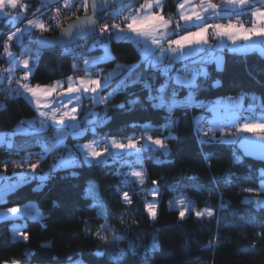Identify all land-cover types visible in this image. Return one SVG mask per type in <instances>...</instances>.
Returning <instances> with one entry per match:
<instances>
[{"label": "trees", "instance_id": "1", "mask_svg": "<svg viewBox=\"0 0 264 264\" xmlns=\"http://www.w3.org/2000/svg\"><path fill=\"white\" fill-rule=\"evenodd\" d=\"M22 1L29 3L30 10H36L40 4L39 0ZM88 1L87 7L80 9V14L87 12ZM177 2L166 0L164 12L167 16L170 17L175 11ZM46 5L42 3L41 8ZM11 28L7 18L0 20V51ZM23 43L27 47L28 44ZM109 43L113 57L99 64V69L106 72L127 65L134 69L131 74L134 79L139 71L137 66L143 68L146 61L137 46L128 39L111 40ZM98 45H93L89 54L100 52L102 48ZM72 63L71 51L66 52L65 47L40 50V62L33 68L34 78L30 81L34 85H49L67 78L74 74ZM180 65L181 62H176V68L181 69V73L190 70ZM208 70L210 77L201 78V90L195 94L196 103L206 107H181L174 110V117L178 120L175 129L178 139L165 140L172 149L166 163H156L157 153L147 151L140 163L135 154L123 155L128 165L117 163L110 168L77 170L79 175L76 177L71 176L68 169H58L54 178L43 187H38L39 181L31 180L1 198L0 207L35 201L44 217L41 220H27L24 231L29 234V239L26 242L13 239L12 225L15 219L0 220V264L4 260H23L29 254L31 264H69V257L72 260L81 258L87 264H113L112 256L119 255L121 250L124 255L120 264H264V239L258 238V233L264 232V227H259L264 224V207L254 203L255 199H264V192L258 191L261 185L259 170L264 164L244 157L236 146L237 142L213 141L201 145L194 123L195 115L200 114L198 123L209 125L212 115L209 109L218 97L242 96L241 114L264 113V55L256 51L243 54L225 51L224 70L215 71L214 64H209ZM217 79L222 82V86L214 88L212 84ZM123 80L122 75L116 74L103 87L102 95L109 98V104L125 102L132 93L143 99L145 92L142 83L129 88L127 92L118 91ZM146 80L153 82L154 87H159L166 78L159 71L145 72L141 81ZM182 92L183 95L179 97L181 100L188 94L186 88ZM0 98L4 101L0 107V131H8L6 142L0 145V170L5 171L10 178L15 177L16 170L20 168L18 164L25 160L39 163L37 175H43L57 156L64 152V144H81L94 136L90 132L79 138L68 135L66 142L61 141L59 145L48 143L54 141V132L58 129L54 124H49L40 132L11 136L10 132L18 123L37 116L38 112L34 103L24 94H10L0 86ZM91 102L85 100L79 116L83 122L79 125L81 128L86 127V120H91L87 118H92L93 109L101 114L105 110L103 104L93 106ZM89 108L91 110L87 112ZM155 111L141 105H137L132 112L111 109L109 114L113 117L112 121L104 128H98L96 136L108 132L112 137L121 139L141 134L159 137L161 133L155 129L163 126L165 116L154 115ZM216 135L219 137L221 132L216 131ZM163 136L167 137L168 133L164 132ZM133 168L144 171L146 179L143 187L122 186L124 173L133 172ZM117 172L120 174L116 175ZM154 180L160 181L162 190L156 222L150 220L144 211ZM89 183L93 186L94 195L104 206L103 210L110 213L106 231L100 229L105 220L97 216L101 209L92 207L97 201L92 197H83ZM248 188L255 191L244 190ZM123 191L129 192L132 205L119 202ZM183 195L192 197L198 207L215 208L216 216L202 220L189 212L183 220L179 219L178 211L168 204L171 198ZM222 203L227 207L221 209L219 206ZM85 227L92 232L100 230L102 235L108 237L107 243L86 233ZM113 233L125 238L113 241ZM154 235L160 242L157 252L151 251ZM217 238L222 239L218 247H205ZM251 244H255V248L249 247ZM97 245H100L101 250L107 248L111 255L93 256ZM130 245L136 246L135 252Z\"/></svg>", "mask_w": 264, "mask_h": 264}, {"label": "snow or ice", "instance_id": "2", "mask_svg": "<svg viewBox=\"0 0 264 264\" xmlns=\"http://www.w3.org/2000/svg\"><path fill=\"white\" fill-rule=\"evenodd\" d=\"M103 6L111 5L114 0H99ZM189 0L178 4L179 20L166 19L163 14V5L161 0H155V4L149 0L146 4H139L138 8L141 10L139 16L136 15V10L125 7V11L128 15L122 16V23L126 25V30L121 27L120 23L117 24H104L99 28L95 27V21H89L85 19L83 21L77 20L76 23L69 26V29L65 31L64 36L67 37V42L71 43L74 38L79 34L83 38V33L88 25H91L92 30L96 33L95 43L105 48L107 51V45L104 43L105 40H122L128 39L129 34H134L136 37H143L145 41L151 40V44L156 46L158 55L151 54L150 59H146L144 67L139 69L136 77L131 78V74L134 69L130 66L125 65L117 75H122L124 80L122 86L118 91L127 92L129 88L142 83V88L145 92L143 99L140 95L134 93L130 94L129 99L125 102L118 104H109L108 97H101L100 92L103 90L102 79H89L85 80L80 78L78 81L73 80L72 77H67L64 81H57L53 85H36L32 86L29 83H23L14 90L15 93L23 95L24 93L29 94V98L34 103L36 109L39 111V115L43 118L40 121L39 127H33L32 131L40 132L47 128L49 124L59 125L60 128L57 131V136L54 141L48 142L55 145H59L61 141L68 135L79 138L85 136L86 133L97 135L98 128H104L109 125L113 117L109 114L111 109H119L122 112H132L137 105L142 107L146 106L153 110L154 115L165 116V123L162 127L155 129L161 133L159 137H153L151 135L141 136L139 139L129 138L127 142H122L112 137L110 133L105 132L99 135V139H94L91 143L85 144H64V152L61 153L57 162L52 165L43 175H37V169L39 163H30L25 172L20 173L19 178L14 185H10L6 190L0 189V194H7V191H11L17 185H23L29 183L31 180L39 181L38 187H43L44 184L54 178L58 169L70 170V175L76 177L79 175L77 170L94 169V168H110L112 165L121 163L128 165L129 162L123 158L124 153L135 154L137 162L140 163L144 158L145 152L157 153L156 163L164 164L167 162L169 154L172 149L165 142L166 139H178L175 134V129L178 124V120L174 117V110L177 108H191L193 106L206 107L203 104H197L195 94L201 90V78L208 79L210 72L208 70L209 64L215 65V71L221 72L224 70V61L222 55L217 54V51H222L223 44L218 43L217 45L210 44V36H215L221 41L224 37L232 42V45H236L238 41H249L254 37H264V7H255V4L259 3L264 5V0H225L228 5L239 6L236 9L237 15H248L254 21V26L249 28L243 24L233 23L229 20L228 23H215L209 24L207 20L209 15L219 16L216 11L218 8L223 6L220 4L212 3V0H207L208 7L204 9L205 15H202L198 8L203 6L193 7L191 13H185L186 4ZM76 6V0H64L63 7L67 10H71ZM16 9L18 15L13 17V20L20 21L23 23L26 20L24 27H15L14 30L8 34L9 44L15 46L19 43L21 48L25 45L21 39L25 33H29V29L35 32L37 29L39 33L45 30H51L52 25L46 26L43 22H37L32 19H27V12L29 6L27 4H21L20 0H0V15H5V9L7 8ZM81 9L87 7L86 0L80 4ZM92 7H96L94 3ZM154 8H160V11H155ZM37 11H40L39 9ZM56 12L60 11V8L55 9ZM183 21V23H181ZM193 26L196 28L195 31H187L185 34L180 35L179 32L186 26ZM215 29L214 33H210V29ZM159 33V35H156ZM33 33H29L32 35ZM175 35L176 38L171 37ZM35 41L40 46L36 50L31 48L26 49L28 58L18 60L17 54L9 51L8 46H5L4 55L10 59V63H14L16 67L20 68L24 72L23 79L31 80L34 78L33 68L36 67L40 62V50L42 48L50 47L49 42L44 41L42 36L35 35ZM164 45H168L166 48ZM197 46V47H193ZM207 46V55H205V47ZM83 49L84 45H79ZM187 50V51H186ZM249 49L233 47L232 51L235 53H246ZM65 51L70 52L71 50L65 45ZM73 61L77 58L75 53H72ZM85 69L93 63L86 55H80L78 57ZM167 58V63L165 59ZM99 59V58H98ZM177 61H187L183 63L184 69H190L183 76L180 75L181 69L176 68ZM72 70L78 71L79 66L73 62L71 65ZM9 74L15 71L14 68L10 67L6 70ZM159 71L162 76L166 78L165 83L159 87H154L151 81H141V76L145 72L155 73ZM222 86L220 80H214L212 87L218 88ZM187 89V96L184 99L179 97L183 95L182 89ZM62 89V90H61ZM22 90V91H21ZM115 94V93H114ZM65 97L67 99H65ZM87 98L92 101L93 106L97 104H103L105 106L104 112L95 113L91 115L93 119L86 120L84 123L86 127L81 128L79 126L78 114L80 108L83 107V100ZM43 109V110H41ZM63 109V110H62ZM210 111H215V108H210ZM35 122H33L34 124ZM221 135L217 137L216 131L212 128L203 129L197 126L196 131L199 134V143L201 145L210 144L213 141H220L224 143H236L240 140L241 147H244L243 139L238 137L236 134H231L232 139L227 140L225 137L229 134L223 132V125L220 126ZM167 132L168 136L164 137L163 133ZM238 133H264V123H243L237 129ZM259 141L264 146V135L259 136ZM0 142H4L0 139ZM11 146V141H8ZM239 159V157H238ZM7 169V163L4 164ZM23 167V164L18 165ZM119 175L120 173H115ZM124 180L122 186H128L130 188L143 187L145 184V173L141 171H133L130 173H124ZM195 180L196 177H190ZM153 188L151 189V196L153 200L145 204V214L148 215L149 219L153 222L158 220L159 215V197L162 194L160 187V181H152ZM261 191H264V170L261 171ZM247 192L255 191L252 188L244 189ZM120 192V188L117 189ZM135 194V193H133ZM83 197H92L97 202L92 205L94 208H99L101 211L97 213V216L105 220V224L100 225L101 230H107V221L111 219L110 213L104 211V206L99 202L98 198L93 193V186L89 183V186L84 190ZM125 205H132L133 200L129 195L128 191L120 193V201ZM56 203L55 201L53 202ZM258 207H264V199H259L254 202ZM168 206L170 208H176L178 211V218L183 220L189 212H193L195 217L204 219H211L216 216V209L212 207H206L204 210L193 211L183 198L178 201H169ZM221 209L226 208V204L219 206ZM12 214H19L21 218L28 216L31 219H37L38 217L33 215L31 210L25 208L23 211L20 207H12L8 210ZM87 224V222H84ZM264 227V224L259 225ZM84 231L88 234L94 235L97 239L107 243L108 237L102 235L100 230L92 232L91 229L85 227ZM122 235L113 233V241H119L124 239ZM259 239H264V232L258 233ZM13 239L27 241L29 234L26 231H21L19 228L13 229ZM222 243L221 238L210 241L205 247L215 248ZM133 252H135L136 246L130 245ZM251 248H255V244L249 245ZM160 250V242L157 236H153L151 251L157 252ZM244 251V249H240ZM111 255L107 248L101 250L100 245L92 255L95 257H103L105 255ZM30 255V254H29ZM29 255H26L23 260L13 259L11 261L4 260L2 264H31ZM124 252L121 250L119 255L112 256L113 264H120L123 258ZM69 264H85L83 259L72 260L69 257Z\"/></svg>", "mask_w": 264, "mask_h": 264}, {"label": "crops", "instance_id": "3", "mask_svg": "<svg viewBox=\"0 0 264 264\" xmlns=\"http://www.w3.org/2000/svg\"><path fill=\"white\" fill-rule=\"evenodd\" d=\"M39 2H40V4L38 5L36 10H34L33 8L31 10L29 9V11L26 14L27 19H32V20L37 21V22H42L41 19H39V16L36 15L37 14L36 13L37 10L42 7V3L63 5L64 0H39ZM78 2H79L78 5L80 6V4L85 2V0H76V3H78ZM148 2H149V0L146 3H148ZM151 2L153 4H155V0H151ZM161 2H162V5H163V14H164L165 18L169 19V20H172L171 16L170 17L167 16L166 13L164 12V7H165L166 0H161ZM181 2H185V0H178L177 5L175 7V11H174L177 14V20L180 19L179 14H178L179 11H180L178 9V4L181 3ZM20 3L21 4H27L30 7L29 3H27V2H24V1L20 0ZM200 5H202L203 7L202 8H198V10L201 12L202 15H205L206 13L204 12V9H207V7H208L207 0H189V3L186 4V8H185L184 11H185V13H189L190 14L192 9H193V7H197V6H200ZM238 7L239 6H237V8ZM255 7L259 8V7H264V6L255 4ZM154 10L155 11H160V8H154ZM216 11L219 13V16H212V15L208 14L211 19L216 21V23H225L226 24V23L229 22V20H231V22H233V23L243 24L245 27H247L244 24V20L247 18V19H250L251 22H252V25L249 28L254 26V21L252 20L251 17H249L248 15H237L236 14V10H232V9H229V8L222 7V8L217 9ZM5 13H6L5 15H0V20H2L3 18H7V21H9L11 23V27L13 28L14 25L19 22L17 20H13L12 19L13 17H16L18 15V11L16 9H12V8L9 7L7 9H5ZM140 14H141V10L138 9L136 11V15L139 16ZM24 22H25L24 23V25H25L26 24V20ZM181 23H183V21H181ZM207 23H209V20H207ZM195 30H196L195 27L189 25V26H186L183 30H181L179 32V34L183 35L187 31H195ZM31 31H32V29H29V33ZM29 33H25V35L21 38L23 40V42H24L25 37ZM8 34H9V32L7 33V36H6L5 40H4V47L0 51V60L8 62L7 69H9L10 67L15 69V71H13L11 74H9L7 72V76L4 78L5 81H7V83H8L9 93H10V90H11L10 82H12L14 84H16L18 82H21V80L23 79L24 76H22L20 78V80L15 81L16 72L18 70H20V68L16 67V65L14 63H10V59L6 55H4L5 46H8L9 51H12V52L16 53L17 56L21 55L23 53L24 48L20 49L19 43H17L15 46L10 45L9 41H8ZM156 35H159V33H157ZM171 38L175 39L176 36L173 35ZM128 40L132 41L137 46V48L141 52L142 57L144 59H150L151 58L150 53L154 54V55H158L159 54L158 51H156V46L151 44V40L145 41L143 37H136L134 34H131V33L129 34ZM109 42L110 41H107V42L104 41V43L107 45V51H105V48H103L100 45H98V47L100 46V48H102V50L100 52H97V53H94V54H88L87 58L90 61H93V63H91L86 69L84 67L85 76L83 77V79L89 80V79L101 78L103 87L121 70V68L120 69L118 68V69H112V70L103 72V70L99 69V67H98L99 64H101L104 61H107V60H109V59H111L113 57ZM221 42L223 44V49H222V51H217V54L222 55L223 61H224V52L225 51L233 52L232 51L233 47L249 49L247 52L256 51V52L264 55V37H254L252 40H249V41H238L236 43V45H232V42L230 40H228L227 37H224L222 39V41L219 38H216V37H214V39H210V44H212V45H217L218 43H221ZM164 46L166 48L168 47V45H164ZM193 47H197V46H193ZM204 47L206 49L205 55H207V51H208L207 50V46H204ZM233 53H235V52H233ZM16 58L18 60H21V58H18V57H16ZM177 62H181L180 66H182L183 63H187V61H177ZM165 63H167V58L165 59ZM93 72L98 73V76H96L94 78H91L90 75H92ZM180 75L183 76L184 74L180 72ZM68 77H72L73 80H77V81L79 80V78L75 77L73 74L68 76ZM4 79L0 78V86L3 83ZM65 79L66 78L56 80L55 82H53V83H51L49 85H53L57 81H64ZM23 83H29V82H22L21 84H23ZM32 86H35V85H32ZM41 86H43V85H41ZM18 87L19 86H17L15 89H17ZM24 95L32 102V100L29 98V94L28 93H24ZM100 96L103 97L102 91L100 92ZM65 99H67V98L65 97ZM85 100H87V98H84L83 105L85 104ZM242 102H243V100H242ZM242 102L239 101L238 98H232L230 96L225 97L221 102L215 101L210 107V108H215V111H211L212 115L209 118V123L211 122V123H214V124H213V126H211L209 128H212L215 131H220L219 129H220L221 124L223 125V129L226 126H229L231 124H234V125L235 124H239L238 123V119H239L240 116L243 117L242 116L243 113L241 114V111H240L241 108H238V107L239 106H243ZM3 104H4V101L1 100V98H0V107ZM97 105H99V104H97ZM83 107L80 108V111H79V114H78L79 116H80V113H81ZM41 110H43V109H41ZM42 119L43 118L40 115H39V118H37L36 120H34V119H31V120L25 119L23 122L18 123L15 126V128L13 130L14 132L13 133L10 132V135L13 136L14 133L15 134H28V133H31V132H33L32 131L33 127H39L40 121ZM198 120H200V118H198ZM33 122H35V123L33 124ZM241 135H243V133H239L238 137H240ZM94 139H99V135L98 136H93V137H91L90 140H87V141H85V142H83L81 144L91 143ZM125 140H123V141H125ZM122 155H132V154L124 153ZM131 171H133V170H131ZM1 178H2V175H0V180H1Z\"/></svg>", "mask_w": 264, "mask_h": 264}, {"label": "built area", "instance_id": "4", "mask_svg": "<svg viewBox=\"0 0 264 264\" xmlns=\"http://www.w3.org/2000/svg\"><path fill=\"white\" fill-rule=\"evenodd\" d=\"M148 0H126L123 3L120 4H114L111 7L107 8L104 12H102L101 14L97 15L96 17V28L101 27L104 24H117L120 23L121 27L126 29V25L122 23V16L121 14L123 13V15H128L129 13L125 11V7L131 8V9H135L136 11L139 9L138 5L139 4H145ZM218 2H221L222 0H212V3L218 4ZM220 4V3H219ZM222 5L224 8H229L232 10H236L237 6L234 8L231 5H228L225 3V0L222 1V3L220 4ZM56 8H60L59 12H56L55 9ZM219 9V8H218ZM79 10L76 8H72L71 10H67L63 7V5H58V4H47L46 6H44L38 13V16L41 17L45 23L46 26L48 25H52L51 30H45L42 33H39V30L37 29L35 32H33V30L30 33H33L32 35H27L24 39V42L28 45H31L33 47H37V43L35 41V35L39 34V35H46V34H55L57 33L59 30H61L65 24L69 21H71L73 18H75V14L78 12ZM77 17V16H76ZM171 19L172 20H177V14L175 12H173L171 14ZM208 20L211 22V24H215L216 21L211 19L210 17L208 18ZM24 23H21L20 21L14 25L13 28H11L9 30V33L12 32L14 30L15 27H23ZM244 24L247 27H250L252 25V22L250 19H245L244 20ZM215 29H211L210 33H214ZM215 36H210V39H214ZM95 39H96V33L93 31L90 35H88L87 37L78 40L77 42H75L74 44L67 46V48H69L71 50V58L73 60V55L72 53H75L76 55V59L75 62L78 66L79 69L78 71H74V74L79 77L81 75L85 76V69L84 66L82 65L81 60L78 58L80 55H88L92 46L95 45ZM107 41V40H105ZM79 45H84L85 47L83 49H81L80 47H78ZM8 66V62L4 61L0 63V78L4 79L7 76V67ZM6 67V68H5ZM23 71L18 70L17 74L21 75ZM94 74H96L95 72H93ZM91 78L93 77L92 75H90ZM1 89L3 91H9V87H8V83L7 81H3L2 85H1Z\"/></svg>", "mask_w": 264, "mask_h": 264}, {"label": "rangeland", "instance_id": "5", "mask_svg": "<svg viewBox=\"0 0 264 264\" xmlns=\"http://www.w3.org/2000/svg\"><path fill=\"white\" fill-rule=\"evenodd\" d=\"M84 3V2H83ZM79 4V2L78 3H76V6L74 7V8H76V9H78L79 11L75 14V18H76V16H78V15H80V9H81V7L78 5ZM42 9V8H41ZM41 9H39V10H41ZM84 9V8H83ZM88 10V9H87ZM37 14V16H38V13H39V11H37L36 12ZM39 19H41V21L46 25V23H45V21L41 18V17H39ZM74 19V18H73ZM209 24H211V22L209 21ZM210 31H211V29H210ZM7 36V35H6ZM5 36V37H6ZM27 47H25V49H24V51H23V53L21 54V55H18L17 57L18 58H21V61L23 60V59H26V58H28V55L26 54V49L27 48H31L32 50H34L31 46H28V45H26ZM1 63V62H0ZM6 67H8V66H6ZM5 67V68H6ZM18 72V71H17ZM17 72H16V79H15V81H18V80H20V78L22 77V76H24L25 74H24V72H22L21 73V75H19V74H17ZM75 77H77L75 74H73ZM92 78H94V77H96V76H98V73H96V74H92ZM84 76L83 75H81V76H79V77H77V78H83ZM22 82H29V84L30 85H34V84H32L31 82H30V80H25V79H22L21 80V82H18V83H16V84H14V83H12V82H10V87H11V90H10V94H13L14 93V90H15V88L17 87V86H19ZM19 84V85H18ZM36 86V85H35ZM228 97V96H227ZM230 97H232V98H238V100L239 101H241L242 102V100H243V97L242 96H230ZM225 97H218V98H216V101L217 102H221L223 99H224ZM242 104H243V102H242ZM238 107V106H237ZM243 106H239L238 108H242ZM90 108L89 109H87V112H90ZM37 112H38V114H37V116H38V118H39V111L37 110ZM92 112H97V110H95V109H93L92 110ZM37 116H34V117H29V118H27L28 120H31V119H34V120H36L37 119ZM198 118H201V116H200V114H198V115H195V117H194V123H195V126H196V128H197V126H199L200 128H203V129H208L209 127H211V126H213V124L214 123H209V125L208 126H206L205 124H203V123H201V124H199L198 123ZM78 119H79V125H81V124H83V122L80 120V117H79V115H78ZM87 119H93V117L92 118H87ZM255 122H260V123H264V113L263 112H257L256 114H252V113H248V112H244V114H243V117H239V119H238V123L239 124H231V125H229V126H226L224 129H223V132L224 133H227V134H229V135H227L225 138L227 139V138H229V139H232V135L231 134H236L237 136L239 135V133L237 132V129L239 128V126L241 125V124H243V123H255ZM58 127V129L60 128V126L59 125H57ZM15 128V127H14ZM58 129H56V131L54 132V135H55V137L57 136V131H58ZM14 130V129H13ZM12 132H14V131H12ZM245 133H247V132H245ZM7 134H8V131H0V139H2L4 142H0V145L1 144H3V143H5L6 142V136H7ZM15 134V133H14ZM244 134V133H243ZM141 136H145V134H141V135H138V136H130V137H128V138H126V140L127 139H129V138H134V139H139ZM67 137V136H66ZM66 137L62 140L63 142H66ZM91 139V138H90ZM89 139V140H90ZM116 139H118L119 141H122V142H127L125 139H121V138H116ZM123 140H125V141H123ZM45 155V157H46V154H44ZM57 158H58V156H57ZM57 158H56V160L53 162V165L57 162ZM34 163H37V162H34ZM20 164H23V167H20L18 170H16V172H15V177L14 178H10V176L5 172V171H2V170H0V175H2V178H1V180H0V189H4V190H6L7 189V187L8 186H10V185H14V184H16V182H17V180H18V178H19V175H20V173H23V172H25L26 171V169H27V167H28V164H30L28 161H22V162H20ZM20 164H18V165H20ZM133 171H141L142 169H137V168H133L132 169ZM262 170H264V167H261L260 168V174H261V171ZM146 177V176H145ZM146 179V178H145ZM19 185H17L16 187H18ZM15 187V188H16ZM154 187V186H153ZM152 187V188H153ZM261 187H262V185H260V187L258 188L259 190L258 191H261L260 189H261ZM15 188H13L11 191H13ZM151 188V189H152ZM151 189L149 190V197L147 198V202H151L152 200H153V197L151 196ZM11 191H7V194L8 193H10ZM264 192V191H263ZM6 194V195H7ZM6 195H4V194H0V199L1 198H4V197H6ZM181 198H183L184 200H185V202H186V205L187 206H189L191 209H193V211H198V210H204L206 207H198L196 204H194V202H193V199H192V197H189V196H175V197H173V198H171V200L170 201H178L179 199H181ZM255 200H259V198L258 199H255ZM146 202V203H147ZM100 203H101V201H100ZM102 204V203H101ZM12 207H20L21 209H22V211L25 209V208H28V209H30L31 210V212H32V214L33 215H35V216H37L38 218L37 219H31L30 217H28V216H24L23 218H21V216L19 215V214H12V213H10L8 210L9 209H11ZM176 209V208H175ZM187 215V214H186ZM44 217V214H43V211L40 209V207L37 205V203L35 202V201H29L28 203H26V204H23V205H15V206H10V207H0V220H3V219H15L16 221H15V223L12 225V232H13V229L14 228H19L21 231H24V226H25V224H26V222H27V220L28 219H30V220H41L42 218ZM79 259H81V258H77V259H73V260H79ZM85 264H87L86 262H85Z\"/></svg>", "mask_w": 264, "mask_h": 264}, {"label": "water", "instance_id": "6", "mask_svg": "<svg viewBox=\"0 0 264 264\" xmlns=\"http://www.w3.org/2000/svg\"><path fill=\"white\" fill-rule=\"evenodd\" d=\"M126 0H114V2L109 6H103L100 4L99 0H89L88 1V10L85 13H82L78 15L76 18L72 19L71 21L67 22L65 26L59 30L55 34H46L42 35V39L44 41L49 42L51 45L50 47L42 48L41 50L55 48V47H65L70 46L77 42L80 39H83L90 35L93 30L91 25H88L86 30L83 33V38L80 37L78 34L76 38L71 43L67 42V37L64 36V33L66 30L69 29V26L76 23L77 20L83 21L85 19H88L89 21H95V27L97 25L96 23V17L97 15L104 12L107 8L111 7L112 5L120 4L125 2ZM96 4V7H92L93 4ZM37 47L40 46L37 44ZM264 135V133L255 132V133H245L240 136V138L243 139L244 147H241L240 140H237L236 146L238 150L243 154L244 157L253 159L255 161L261 162L264 164V146L261 145L259 141V136Z\"/></svg>", "mask_w": 264, "mask_h": 264}, {"label": "bare ground", "instance_id": "7", "mask_svg": "<svg viewBox=\"0 0 264 264\" xmlns=\"http://www.w3.org/2000/svg\"><path fill=\"white\" fill-rule=\"evenodd\" d=\"M222 1H223V0H222ZM222 1H221V2H218V1H217V3H218V4H219V3L221 4V3H222Z\"/></svg>", "mask_w": 264, "mask_h": 264}]
</instances>
